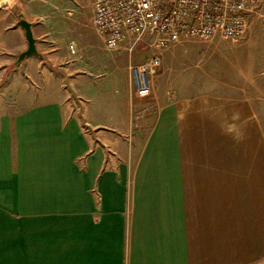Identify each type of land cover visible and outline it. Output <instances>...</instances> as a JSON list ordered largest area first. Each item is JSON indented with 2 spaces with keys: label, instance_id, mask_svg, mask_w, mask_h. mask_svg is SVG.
<instances>
[{
  "label": "crops",
  "instance_id": "0c3cea01",
  "mask_svg": "<svg viewBox=\"0 0 264 264\" xmlns=\"http://www.w3.org/2000/svg\"><path fill=\"white\" fill-rule=\"evenodd\" d=\"M39 53L0 51V264H264V65L197 95L163 70L140 97L137 50L63 94Z\"/></svg>",
  "mask_w": 264,
  "mask_h": 264
},
{
  "label": "rangeland",
  "instance_id": "374dc122",
  "mask_svg": "<svg viewBox=\"0 0 264 264\" xmlns=\"http://www.w3.org/2000/svg\"><path fill=\"white\" fill-rule=\"evenodd\" d=\"M92 4L93 0L13 1L0 9V51L12 53L14 68L19 66L16 64L17 57L28 48V42L24 36L25 31L18 24L19 14L22 13L33 24L34 36L39 45L38 50L48 51V53L57 56L55 63L60 68L59 77L61 87L64 89L63 94H69L70 91V80H67L70 76L69 70H79L77 76L81 75L82 82L91 79L94 86L91 92L95 95L99 92L98 84L101 83V78L107 74L106 65L118 63L120 68H124L128 64L127 56L129 58V55L125 52L108 50L105 47L93 29ZM263 7L264 4L261 8L262 11L260 10V17H264ZM9 27L13 30L2 32L4 28ZM261 27L264 30V19L261 22ZM259 41L261 40L246 45V39L209 42L187 39L162 53L164 54L162 59H165L162 60V66L157 71V76L165 70L170 76H173V86H175L177 77L178 82L186 80L184 86H188V88L184 93L188 92V95L214 93L216 90L222 92L225 89V83L229 84L230 80L238 78V73H244L242 69L248 66L251 59H253L252 64L255 69L264 65V45H261ZM71 46H75V54L72 53ZM137 50L140 54L136 57V63H142L151 52L146 44L140 45ZM256 50L259 52L258 54H255ZM17 80L12 77L14 86L20 91L21 86ZM51 81L52 79L47 81V85L50 84L48 90L53 88ZM35 88L34 85V90L31 89L28 94H33L32 92L36 91ZM82 88L84 91L91 89L89 86ZM175 92L171 91L170 95L174 96ZM116 93L119 96L123 95L126 93V88L117 87ZM21 99L22 96L14 93V101L7 103L6 108L16 109L23 106Z\"/></svg>",
  "mask_w": 264,
  "mask_h": 264
},
{
  "label": "built area",
  "instance_id": "2783aa9c",
  "mask_svg": "<svg viewBox=\"0 0 264 264\" xmlns=\"http://www.w3.org/2000/svg\"><path fill=\"white\" fill-rule=\"evenodd\" d=\"M264 0H93L92 25L108 50L124 51L132 60L137 48L151 49L129 70L135 92L152 94L162 53L187 39L240 41L260 17ZM73 54L75 46H71Z\"/></svg>",
  "mask_w": 264,
  "mask_h": 264
},
{
  "label": "water",
  "instance_id": "95a60500",
  "mask_svg": "<svg viewBox=\"0 0 264 264\" xmlns=\"http://www.w3.org/2000/svg\"><path fill=\"white\" fill-rule=\"evenodd\" d=\"M12 1L14 0H0V9L7 6ZM19 19L20 20L18 24L25 31V36L28 42V48L19 55L18 60L16 62L17 65L22 63L28 56H40L41 57V54L39 53L37 49V44H36L37 39L34 36L33 24L29 22L25 18L24 14L22 13L19 14Z\"/></svg>",
  "mask_w": 264,
  "mask_h": 264
},
{
  "label": "bare ground",
  "instance_id": "6f19581e",
  "mask_svg": "<svg viewBox=\"0 0 264 264\" xmlns=\"http://www.w3.org/2000/svg\"><path fill=\"white\" fill-rule=\"evenodd\" d=\"M15 1V0H14ZM13 2V1H12ZM12 2H10L9 4H11ZM6 7V6H5Z\"/></svg>",
  "mask_w": 264,
  "mask_h": 264
}]
</instances>
